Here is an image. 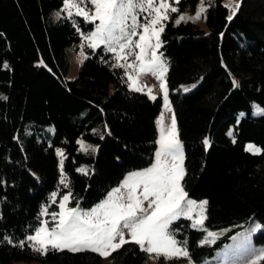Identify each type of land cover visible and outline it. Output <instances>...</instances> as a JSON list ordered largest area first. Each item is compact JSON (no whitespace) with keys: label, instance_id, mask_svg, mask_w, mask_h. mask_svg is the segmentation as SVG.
<instances>
[{"label":"trees","instance_id":"16d2710c","mask_svg":"<svg viewBox=\"0 0 264 264\" xmlns=\"http://www.w3.org/2000/svg\"><path fill=\"white\" fill-rule=\"evenodd\" d=\"M199 1L176 3L178 12H170L163 22L158 49L167 64L165 79L183 145L182 187L188 197L209 202L206 229H228L213 243L201 244L204 230L194 228L191 220L180 217L170 225L196 264L251 219L263 226L253 241L264 243V0H241L231 21L223 0H205L206 29L173 21ZM62 5L63 0H0L3 264H102L104 257L90 250L49 247L41 254L26 237L43 219L49 227L56 225L52 214H58L64 195L71 192L70 207L91 208L126 174L147 167L156 148L161 98L130 89L126 77V65L136 61L137 48L126 49L132 55L117 61L103 45L95 50L85 46L87 56L78 75L67 79L69 51L79 49L82 36L95 23L61 14ZM5 62L9 68L3 67ZM190 84L195 86L187 92L181 88ZM79 139L97 145V150L82 151ZM248 143L260 148V154L246 151ZM61 159L68 187L60 183ZM81 165L87 175L77 171ZM154 255L130 242L107 258L109 264H146ZM185 259L161 256L156 264Z\"/></svg>","mask_w":264,"mask_h":264},{"label":"snow or ice","instance_id":"6c2138e0","mask_svg":"<svg viewBox=\"0 0 264 264\" xmlns=\"http://www.w3.org/2000/svg\"><path fill=\"white\" fill-rule=\"evenodd\" d=\"M89 2L94 9L91 14L82 6L85 0H63L61 11L66 12L69 18L75 14L91 23L99 21L95 24V30L84 39L89 41L88 46L93 50L104 45L106 51L116 54L117 61L127 60L132 52L128 51L125 54V49H131L135 43V48L140 50L135 56V60L139 62L137 78L140 74L147 72L156 75L157 79L161 81L160 89L164 93L165 108L171 112L167 85L164 81V75L168 69L161 61L160 55L157 54V49L161 46L160 35L164 31L163 21L169 19L170 12H178V8L173 7L168 0H89ZM174 2L178 4L180 0H174ZM204 5L205 0H200V6L195 16L180 15L176 23L179 24L189 19H200L207 10ZM224 6L231 12V15L227 17L231 21L240 8V0H237L235 5L229 3ZM137 11L149 13L145 18L146 22L142 25L137 23ZM57 15L60 14L57 13ZM138 26L142 28V32L139 33V40L133 42L132 37L138 35ZM153 39L155 44L152 43ZM149 49H151V59L145 60ZM81 56H83V52H81ZM116 66L124 67L120 63H117ZM135 66V64L128 65L130 68ZM3 67L9 68L8 63L5 62ZM129 80L133 81L129 87L134 91L143 90L135 78L129 76ZM233 86H236L235 81H233ZM189 90V88H184L185 92ZM148 92L149 98L154 100L155 97L151 95V89ZM162 123L163 116L161 115L157 124L162 125ZM229 135L232 133L230 132ZM77 143L81 145L82 151H87L90 147L83 141H77ZM157 143L159 149L156 152V163L143 171L130 173L119 187L113 188L107 194V198L91 211H83L78 207L68 208L67 203L72 194L69 192L64 195L59 204L61 211L58 214H52L53 220L57 215L59 216L58 223L51 229L46 226L47 222L42 223L41 227L35 230V235L26 237L27 241L32 242L30 246L40 251L41 254L47 252L50 247L54 250L67 249L72 252L90 250L106 257L123 245L134 242L142 251L155 254L154 258L156 259L161 256L165 260L188 258L189 251L186 246L178 245L170 231V225L180 217H184L193 221V227L203 229L209 202L202 200L197 203L187 199V193L181 185L185 173L182 144L178 139L174 114L167 131L161 127L160 139ZM204 144H209L207 138H205ZM92 150L95 151L94 148ZM245 150L253 154L261 152L260 148L252 144L247 145ZM57 154L64 157L62 150L58 149ZM60 171V183L68 187L63 170V159L60 161ZM77 171L85 175L88 174L83 167L78 168ZM122 189H127L126 199ZM138 190L139 195H137ZM56 195L57 193H52L54 202ZM144 201L149 202L147 209L143 207ZM193 212L196 213L195 217ZM141 213L143 215H140ZM124 230H127L130 239L125 238ZM207 236L213 240L205 239L201 241V244L214 242L216 233L207 231ZM24 244L25 241L20 242L21 247ZM259 260H264V250L253 258L251 264H256ZM189 264H191V260H189Z\"/></svg>","mask_w":264,"mask_h":264},{"label":"rangeland","instance_id":"374dc122","mask_svg":"<svg viewBox=\"0 0 264 264\" xmlns=\"http://www.w3.org/2000/svg\"><path fill=\"white\" fill-rule=\"evenodd\" d=\"M168 2L173 7H177L176 6V3L174 2V0H168ZM236 2H237V0H223V3L225 5L226 4H229V3H232L233 5H235ZM240 2H241V0H240ZM82 6L85 7V9L87 11H89L90 14H91L92 11H94L93 6L89 2V0H85L84 5H82ZM199 6H200V1L197 3L196 7L193 10L180 11L173 18V21L176 23V20L179 18L180 15H184V16H187V17L195 16L196 11H197V9H198ZM204 6L207 8L208 4L205 2V5ZM62 8H63V5H62ZM60 13L67 15V13L66 12H63V11H60ZM148 15H149V13L147 11H145V12H139V11H137V23H138V25L144 24L146 22L145 18L148 17ZM229 15H231L230 10H229ZM186 21H191V22L195 23L196 25H198L199 27H201L203 29H206L205 14L200 19H198V20H190L189 19V20H186ZM96 23H99V21H96L95 24ZM128 23L130 24L131 21L129 20ZM94 30H95V25H94V28H93V30L91 32H93ZM141 32H142V28H140L138 26L137 27V33H138V35L132 37L133 42H136V41L139 40V33H141ZM89 34L82 36V40H81V42L79 44V49L78 50H76V51H74V50L73 51H69L70 52L69 53L70 66H69V71H68L67 76H66L67 79H74L78 75V73H79V71H80V69H81V67L83 65V61H84V59L87 56V54H86V52L84 50V47L85 46H88V44H89V41L85 40L84 37L85 36H88ZM152 43L155 44V40L154 39H153ZM133 45H135V43H133ZM81 52H83V56H81ZM139 52H140V50L137 48V54ZM125 54H126V49H125ZM157 54L160 55L158 53V49H157ZM149 59H151V49L148 50L147 55L145 56V60H149ZM160 59H161V61L164 62L165 66L167 67L166 62H165V60L163 59V57L161 55H160ZM81 61H82V63H81ZM129 64H135L136 66L130 68V67H128ZM138 64H139V62L138 61H135L134 63H127V65H126V77H127V81H128V87H129V85L131 83H133V81H130L129 80V76H132L133 78L136 79V82L138 83V85L143 89L140 92H143V93L147 94L148 97H149L148 90L151 89V95L154 96L155 98L160 97L161 98V101H162L161 111H160V113H159V115H158V117L156 119V129H157L156 148H155V151H154L153 160H152V162L147 167H144V168H141V169H136V170H133V171L129 172L121 180V182L130 173L143 171L145 169H148V168L152 167V165L154 163H156V152L159 149V144L157 143V141L160 139L161 127L165 131H167L168 127L171 124L172 115L173 114L175 115L173 106H172V104L170 102L169 93H168V87H167V94H168V101H169L170 107L172 109L171 112H169L165 108V105H164V93L160 89V83H161V81L159 79H157L156 75L152 74L151 72H147V73L140 74L138 76V78H137ZM164 81L166 83L165 75H164ZM166 85H167V83H166ZM194 86H195V84L181 85V88L184 90V88H193ZM130 89H132V88H130ZM110 90L112 91L113 90V87H110ZM254 106H255V112L256 113H260L261 112V108H259V106L256 103H254ZM161 115L163 116V123H162V125H158L157 124V120H158V118L161 117ZM176 128H177V125H176ZM177 133H178V131H177ZM178 139L180 140L179 135H178ZM79 141H83V143L85 145L90 146L88 148V150L89 149L92 150L93 148L95 149V151L97 150V145H94L92 143L86 142V141H84L82 139H79ZM180 142L182 144V141L181 140H180ZM249 144L254 145L253 143H248L247 145H249ZM254 146H256V145H254ZM80 148H81V145H80ZM182 155H183V145H182ZM60 158H62V157L60 156ZM81 167L86 168L84 165H81ZM121 182L116 187H114V188L119 187L120 184H121ZM121 191L125 194V199H126L127 189H122ZM137 195H139V190L137 192ZM106 198H107V195H106V197L103 200H101L100 202H98L96 205L92 206L89 209H81L79 207L78 208L81 209V210H83V211H91V209H93L94 207H96L98 204H100ZM140 199L142 200L143 197L141 196ZM187 199L194 200L197 203H199L202 200H205V199H194V198H190L188 196H187ZM148 203H149L148 201H144L143 202V207L147 209ZM67 207L68 208H73V207H70L68 205V203H67ZM60 211H61V209L59 207V212ZM140 215H143V213H141ZM195 215H196V213L193 212V216L194 217H195ZM58 221H59V216L57 215V223H58ZM44 222H47L46 219H43L42 220V222H41V224H40L39 227H41L42 223H44ZM191 224H193V221L192 220H191ZM46 226L49 229L55 227V226L49 227L48 224H46ZM203 229H206L205 228V225L203 226ZM206 230L216 233V236L214 238V241H215L219 237L223 236L227 232L228 229H219V230H208V229H206ZM261 230H263V226L260 224V222L258 220H256V219H251L248 223L244 224L235 234H233L230 237L229 241L225 242L221 247L217 248L215 250V252H214L213 255H211L210 257L206 258L205 260H203L199 264H251V261L253 260V258L260 251L264 250V243L256 244L253 241V235L255 233L261 231ZM124 231H125V238L126 239H130L127 230H124ZM207 231L204 230V237L202 238L201 241H203L205 239L213 240V238L207 236ZM32 235H35V232ZM27 242L30 245L32 243L31 241H27ZM211 243H213V242H211ZM178 245L181 246V247H183L179 243H178ZM32 248L34 250H36L34 247H32ZM182 258H184V257H182ZM0 264H3V263L0 262ZM13 264H41V263L35 262V261H15ZM102 264H109V259L107 258V256L104 257V259L102 261ZM146 264H156V259L154 258V256H150V258L148 259V261L146 262ZM176 264H189V258H186L185 260H182V261H180V262H178ZM191 264H196V263H194V262L191 261ZM256 264H264V263H263V260H259V261L256 262Z\"/></svg>","mask_w":264,"mask_h":264}]
</instances>
